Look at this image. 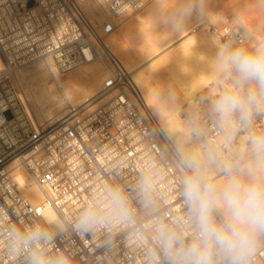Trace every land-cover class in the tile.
Here are the masks:
<instances>
[{
    "label": "built area",
    "instance_id": "obj_1",
    "mask_svg": "<svg viewBox=\"0 0 264 264\" xmlns=\"http://www.w3.org/2000/svg\"><path fill=\"white\" fill-rule=\"evenodd\" d=\"M151 1L105 0L116 14L136 13ZM227 23L213 33L222 43L247 46L250 35L244 27L233 19ZM115 31L109 20L96 24L79 0H0V264H29L26 252L13 249L10 233L36 224L52 234L47 254L62 253L72 264H170L156 239L158 227L184 233L185 242L191 238L181 195L188 169L133 72L108 48ZM102 58L112 76L92 100L41 122L22 108V70L50 62L62 78ZM229 81L215 86L218 96L194 99L185 117L217 161L235 165L251 150L242 141L264 136L258 123L264 116L255 112L251 124L244 126L236 114L234 133L222 127L213 102L225 91L248 90L247 85L229 90ZM20 168L26 172L25 184L32 182L42 192L41 206L23 196V186L14 177ZM146 178L152 184L149 202L141 193ZM112 192H118L122 202H115ZM48 209L64 224L61 234L45 222ZM86 213L92 222L84 228ZM253 264H264V244Z\"/></svg>",
    "mask_w": 264,
    "mask_h": 264
},
{
    "label": "bare ground",
    "instance_id": "obj_2",
    "mask_svg": "<svg viewBox=\"0 0 264 264\" xmlns=\"http://www.w3.org/2000/svg\"><path fill=\"white\" fill-rule=\"evenodd\" d=\"M79 2L96 24L103 25L109 20L116 25V31L109 37L107 46L114 55L121 52L120 61L133 72L135 82L146 103L164 127L183 160L192 155L197 156L205 169L210 174H215L216 180H221L224 173L218 172L217 169L228 163H220L214 156V159L209 161L210 151L194 134L192 125L185 115L190 111L192 101L202 97L205 92L212 90V95H206L208 98L218 96L214 88L223 76L217 73L215 56L223 43L212 30L216 28L218 19L225 22L230 19L227 18L226 21V17L214 12L209 13L201 6L190 16L184 17L178 12L179 7L184 4L179 0H159L146 8L150 4L148 3L144 7L146 9H141L143 12L133 14L113 13L105 0ZM160 12H165L168 16L165 15L166 28L163 31L162 29L154 31V22ZM174 12L176 16L172 17ZM204 19L209 22V27L199 28L198 24ZM236 21L250 35L246 47L260 41L255 32H251L242 21ZM131 26L136 30L138 38L134 44H138V47L130 52L131 42L128 44L123 36ZM87 57L90 58L88 54ZM111 76L112 68L104 58L92 60L65 78L54 72L50 62L36 63L18 74L23 98L22 108L27 114H33L40 122L49 121L64 112L67 107H77L95 98ZM248 87L255 85H247ZM162 90L166 92L163 94ZM260 112L264 116V109ZM242 143L243 147L251 146V140L248 143L246 138ZM248 162L250 161L243 164H249ZM255 163L256 159L251 162L253 165ZM25 176L23 168L16 170L14 174L17 182L23 186V196L34 206H41L44 203L42 192L32 182L25 184ZM45 222L55 234L64 231V224L52 209L46 211Z\"/></svg>",
    "mask_w": 264,
    "mask_h": 264
},
{
    "label": "clouds",
    "instance_id": "obj_3",
    "mask_svg": "<svg viewBox=\"0 0 264 264\" xmlns=\"http://www.w3.org/2000/svg\"><path fill=\"white\" fill-rule=\"evenodd\" d=\"M201 5L187 0L178 9L187 17ZM218 74L231 79L236 88L248 87L247 93L225 91L212 104L218 123L229 127L234 133L238 114L239 124H251L255 112L264 109V40L246 47L241 42L223 43L215 56ZM252 149L256 154L253 165L237 162L218 168L223 172L221 180L214 178L192 155L184 159V167L190 170L182 178L181 195L188 208L187 223L191 227V238L185 242V234L161 225L157 229L159 241L170 264H253V257L264 244V136L251 137ZM208 159H214L211 152ZM152 184L145 179L141 193L149 202ZM111 196L122 202L118 192ZM52 221H48L51 223ZM90 214H85L81 226L91 225ZM52 234L41 224L28 229H14L10 243L14 250L27 253L29 264H72L64 254L50 256L46 246Z\"/></svg>",
    "mask_w": 264,
    "mask_h": 264
},
{
    "label": "rangeland",
    "instance_id": "obj_4",
    "mask_svg": "<svg viewBox=\"0 0 264 264\" xmlns=\"http://www.w3.org/2000/svg\"><path fill=\"white\" fill-rule=\"evenodd\" d=\"M158 1L159 0H152L146 8H149L151 5H153L154 3ZM179 1L184 2V3L187 2V0H179ZM194 1L196 3H199L201 7L204 8L207 12L209 13L214 12L215 14L219 16L226 17V21H227V18L233 19L234 22H236V20L242 21L246 25V27L249 30H251V32L253 33L255 32L254 34L259 38V40H264V27H263L264 25H262L264 23V0H194ZM32 7H33V4L31 3L29 5V8H32ZM141 12H143V10L137 13H141ZM165 15H166L165 12H160V14H158L159 17L157 16L156 22H154V26L156 28V29L154 28V31H160L161 29H162L161 31H163L166 28L165 19L167 15L166 16ZM171 15H173V13ZM231 15H233V17ZM175 16H176V13L174 12V15L172 17H175ZM218 20L219 21L216 24L217 29L222 28L228 24L225 21H221L220 19ZM209 25H210L209 22L206 19H204L201 23L198 24V27L202 29L204 28L206 29L209 27ZM126 32H128V34ZM124 34L125 35L123 36V39L127 43L131 42L134 45L133 46L130 43V49H131L130 52H131L133 48L138 47V44H134L136 43L135 41L138 38L136 30H134V27L131 26V28L126 30ZM115 56H117L120 60H122L121 52H118L117 54H115ZM221 80H226V78L224 77L221 78L220 80H218L217 84L222 82ZM228 85L229 86H227V88L229 87L228 89L230 90H232L235 87L232 81H229ZM162 91H163V94L166 92V90H162ZM206 95H212V90L205 92V94H203L202 97L204 96L206 97ZM6 118L8 120L12 119V115L10 113H7ZM258 123L260 124L259 127H264V122H262L261 119L258 121ZM255 159H256V154L253 151L252 145H251V150L243 163L247 161H250L248 163H251L255 161Z\"/></svg>",
    "mask_w": 264,
    "mask_h": 264
}]
</instances>
